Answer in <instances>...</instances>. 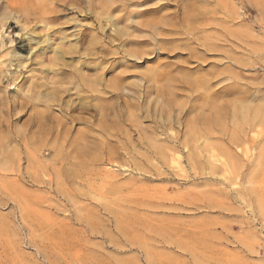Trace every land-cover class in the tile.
I'll use <instances>...</instances> for the list:
<instances>
[{"label":"rangeland","instance_id":"rangeland-1","mask_svg":"<svg viewBox=\"0 0 264 264\" xmlns=\"http://www.w3.org/2000/svg\"><path fill=\"white\" fill-rule=\"evenodd\" d=\"M0 146V264H264V0H0Z\"/></svg>","mask_w":264,"mask_h":264},{"label":"bare ground","instance_id":"bare-ground-1","mask_svg":"<svg viewBox=\"0 0 264 264\" xmlns=\"http://www.w3.org/2000/svg\"><path fill=\"white\" fill-rule=\"evenodd\" d=\"M112 4V3H111ZM107 8V7H106ZM46 17H43L42 19L44 20ZM56 19V18H55ZM112 20V19H111ZM47 23V22H46ZM155 28H159L158 27V25L157 24H154V26H153V29L155 30ZM155 35V34H154ZM48 38L45 40V42H48ZM42 41V40H41ZM31 42V41H30ZM49 43V42H48ZM45 44V43H44ZM78 44V43H77ZM72 48V47H71ZM71 48H69V50L67 49V51H71L72 49ZM84 48V47H83ZM74 51V50H73ZM73 51H71V53L73 52ZM101 51V50H100ZM33 53V52H32ZM43 53V52H42ZM73 54V53H72ZM131 56H135V57H140V52H135L134 54H132ZM13 57V56H12ZM22 58V57H21ZM18 65V67H22V68H24V65H22V63L21 62H19V63H17ZM65 75V74H64ZM50 78V77H49ZM47 79V78H46ZM60 79H61V77H60ZM154 80H156V79H154ZM154 80H152V78H148V83H151V85L150 86H152L154 89H155V91L157 92L158 91V89H157V87L155 88L154 87V85H155V81ZM13 81V80H12ZM72 81V80H71ZM173 81V80H172ZM78 82H79V84H78V86H80L79 88H80V91L81 92H99L97 89H96V80H94V81H89V80H87V79H84V78H82V77H78ZM171 82V81H170ZM169 82V83H170ZM47 83H48V81L47 82H44V83H34V84H32V85H30V86H27L28 88L25 90V91H23V92H28L29 94H27L26 93V95H24V97H21L23 100V102H21L20 101V103H19V107H24L25 105H27V103H29L31 100H33L32 99V97L36 94L35 92H40V89H42V88H45V89H47ZM52 83V82H51ZM54 83V82H53ZM73 84V83H72ZM172 84V83H171ZM187 84V83H186ZM13 85V84H12ZM192 85V84H191ZM187 86V85H186ZM152 87L150 88V89H152ZM173 87V86H172ZM52 88V87H51ZM147 88V87H146ZM153 89V90H154ZM69 88L68 87H66V86H63L62 84H59V86L58 87H54L53 89H51V92H69ZM73 90V89H72ZM72 90H70V91H72ZM110 90L111 91H109V92H122V90L116 85V86H111V88H110ZM148 90V89H147ZM73 92V91H72ZM76 92H79V90H76ZM172 92V91H171ZM93 98H96V96H93ZM31 99V100H30ZM85 104L83 103V105H81V104H78L77 103V105L75 106V107H73L72 108V110L70 109V113H67L65 116H66V118H67V120H69L70 122H75V121H79L81 118L80 117H76L75 115H74V113L75 112H78V114H80V113H84V112H87L88 110V108L86 107V106H84ZM18 106V105H17ZM27 106H30V104L29 105H27ZM71 106V105H70ZM69 106V107H70ZM15 108V107H14ZM20 108V109H21ZM26 108V107H25ZM29 108V107H28ZM71 108V107H70ZM22 110V109H21ZM24 110V109H23ZM20 112V111H19ZM22 115V114H21ZM39 116V115H38ZM39 117H41V116H39ZM41 118H43V117H41ZM40 125V124H39ZM38 126V125H37ZM38 128V127H37ZM189 129H191V127H189ZM189 136V135H188ZM28 139V138H27ZM0 148H3V147H1L0 146ZM2 150V149H1Z\"/></svg>","mask_w":264,"mask_h":264}]
</instances>
